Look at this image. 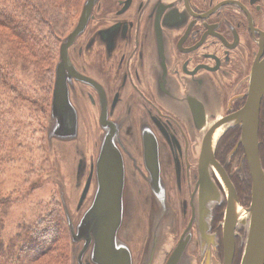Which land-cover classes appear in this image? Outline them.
<instances>
[{
  "label": "flooded vegetation",
  "instance_id": "obj_1",
  "mask_svg": "<svg viewBox=\"0 0 264 264\" xmlns=\"http://www.w3.org/2000/svg\"><path fill=\"white\" fill-rule=\"evenodd\" d=\"M69 52L77 70L89 78H73L70 89L90 145L86 172L94 171L92 160L107 125L127 108L139 138L140 168L147 172L146 135L155 142L177 211L178 232L166 236L154 264H165L190 224L192 264H224L228 197L212 169L214 195L201 207L199 156L206 130L248 102L251 72L264 60V0H95ZM242 128L238 122L230 126L214 153L235 188L239 208L246 209L252 202V177L240 142ZM258 130L264 170V88ZM233 232L232 264H241L246 228L235 222ZM145 242L146 232L132 244L135 264Z\"/></svg>",
  "mask_w": 264,
  "mask_h": 264
},
{
  "label": "water",
  "instance_id": "obj_2",
  "mask_svg": "<svg viewBox=\"0 0 264 264\" xmlns=\"http://www.w3.org/2000/svg\"><path fill=\"white\" fill-rule=\"evenodd\" d=\"M94 2L84 1L77 24L59 45L46 127L49 151L53 150L56 142L63 146L60 153L68 155V151L69 154L74 151L72 177L64 180L56 166L46 176L52 178L59 192L70 233L73 264H135L132 244L144 232L146 242L139 264H154L166 236L178 232L177 211L173 206L166 174L159 169L155 142L146 135L143 163L147 172L140 168L136 157L139 138L127 108L118 121L107 125V134L101 137L99 153L92 160L94 171L86 172L89 164L86 128L72 103L70 89L73 78L81 81L89 78L77 70L69 48L85 29ZM263 88L264 60L257 63L251 72L246 105L236 114L219 120L207 129L202 141L199 156L201 207H204L209 196L214 195L216 186L211 178L212 169L217 171L228 197L224 264H232L233 261L235 222H241L247 232L241 264H264V170L258 133ZM236 122L243 126L240 142L244 145L252 177V202L246 209L239 208L235 188L214 153L222 134ZM89 197L90 201L86 204ZM82 208L78 221H75L72 212ZM190 225L181 233L165 264H192L189 244L193 232Z\"/></svg>",
  "mask_w": 264,
  "mask_h": 264
},
{
  "label": "trees",
  "instance_id": "obj_3",
  "mask_svg": "<svg viewBox=\"0 0 264 264\" xmlns=\"http://www.w3.org/2000/svg\"><path fill=\"white\" fill-rule=\"evenodd\" d=\"M82 2L0 0V39L12 46L11 57L15 63L31 64L39 87L26 85L16 77L14 66L0 59L1 86L16 97L30 101L38 112L49 104L60 41L74 23ZM9 132L7 112L0 101V160L6 152ZM7 204V197L0 198V264H68L70 237L58 198L36 220L21 223V230L10 244L2 237Z\"/></svg>",
  "mask_w": 264,
  "mask_h": 264
},
{
  "label": "rangeland",
  "instance_id": "obj_4",
  "mask_svg": "<svg viewBox=\"0 0 264 264\" xmlns=\"http://www.w3.org/2000/svg\"><path fill=\"white\" fill-rule=\"evenodd\" d=\"M12 49V46L0 39V59L5 60L7 65L14 66L18 79L29 87L38 89L35 69L31 64L21 61L15 63V59L11 57ZM0 94L10 129L6 152L0 160V198L7 197L8 202L4 207L2 237L7 244H10L11 239L21 230V223H31L46 213L54 198L60 201L57 186L50 176H46V173L56 166L59 176L64 180L67 177L71 178V162L75 154L74 151L71 154L68 151L66 153L68 155L60 153L59 150H63V146L57 142L53 145V150H48L46 127L49 122L52 94L49 104L43 106L42 112L36 111L30 101L10 93L6 87L1 86V83ZM86 139L88 142L87 130ZM90 197L86 204L90 201ZM82 211L83 208L72 212L75 221H78ZM145 217L147 218V214ZM68 235L70 237L69 229ZM69 244L68 264H73L70 241Z\"/></svg>",
  "mask_w": 264,
  "mask_h": 264
}]
</instances>
